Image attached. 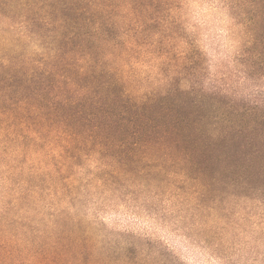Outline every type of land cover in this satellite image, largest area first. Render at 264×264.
<instances>
[{
    "label": "rangeland",
    "instance_id": "obj_1",
    "mask_svg": "<svg viewBox=\"0 0 264 264\" xmlns=\"http://www.w3.org/2000/svg\"><path fill=\"white\" fill-rule=\"evenodd\" d=\"M149 3L118 33L126 78L148 95L198 97L220 118L236 107L264 113L254 0ZM203 142L180 146L169 168L121 175L84 158L60 168L0 133V264L34 263L59 240L54 252L84 264H264V164L236 169V145Z\"/></svg>",
    "mask_w": 264,
    "mask_h": 264
},
{
    "label": "trees",
    "instance_id": "obj_2",
    "mask_svg": "<svg viewBox=\"0 0 264 264\" xmlns=\"http://www.w3.org/2000/svg\"><path fill=\"white\" fill-rule=\"evenodd\" d=\"M149 1L0 0V133L59 157L60 168L81 158L121 175L135 174L132 165L169 168L180 146L202 150L207 135L236 145V169L264 164V113L236 107L220 118L198 97L177 99L183 92L173 99L143 93L121 71L118 33ZM254 7L257 27L264 0ZM213 118L232 125L205 127ZM63 244L53 242L31 264H84L54 252Z\"/></svg>",
    "mask_w": 264,
    "mask_h": 264
}]
</instances>
